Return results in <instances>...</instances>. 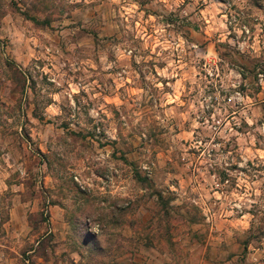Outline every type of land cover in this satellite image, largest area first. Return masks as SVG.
Instances as JSON below:
<instances>
[{
	"label": "rangeland",
	"instance_id": "1",
	"mask_svg": "<svg viewBox=\"0 0 264 264\" xmlns=\"http://www.w3.org/2000/svg\"><path fill=\"white\" fill-rule=\"evenodd\" d=\"M0 264H264V0H0Z\"/></svg>",
	"mask_w": 264,
	"mask_h": 264
}]
</instances>
